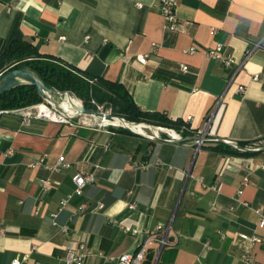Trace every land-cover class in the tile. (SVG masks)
<instances>
[{"label": "crops", "instance_id": "0c3cea01", "mask_svg": "<svg viewBox=\"0 0 264 264\" xmlns=\"http://www.w3.org/2000/svg\"><path fill=\"white\" fill-rule=\"evenodd\" d=\"M158 2L0 0V54L13 40L27 41L91 80L121 84L142 111L182 120L192 136L208 124L209 138L155 142L92 118L24 126L14 114L0 115V264H63L66 247L81 241L90 250L85 264H114L157 225L169 226L168 244L147 245L141 264H246L243 253L264 264V243L240 237L264 236L255 213L264 210V152L226 155L213 140L264 146V0H177L174 32ZM218 44L231 67L204 56ZM192 46L196 52L187 53ZM154 127L163 139L181 136ZM44 154L47 165L64 156L70 167L31 168ZM226 163L240 168L223 172ZM77 173L94 181L59 211ZM45 179L52 188L42 194ZM79 206L84 211L73 215ZM65 224L69 234L59 231Z\"/></svg>", "mask_w": 264, "mask_h": 264}, {"label": "trees", "instance_id": "16d2710c", "mask_svg": "<svg viewBox=\"0 0 264 264\" xmlns=\"http://www.w3.org/2000/svg\"><path fill=\"white\" fill-rule=\"evenodd\" d=\"M18 68H26L35 74L43 85L59 92H71L82 100L86 108H96L90 104L91 99L112 108L113 116L121 117L134 123H146L160 126L181 133L182 137L192 136L187 123L182 120L172 121L158 113L145 112L138 108L125 88L117 82L96 80L90 84V76L77 68L54 57L39 54L35 47L24 40H13L7 50L0 54V73ZM43 99L35 86L24 84L0 94V110H14L38 104ZM111 127V126H110ZM121 132V128L112 127ZM241 146L248 143H238ZM226 155H247L231 147L220 144Z\"/></svg>", "mask_w": 264, "mask_h": 264}, {"label": "built area", "instance_id": "2783aa9c", "mask_svg": "<svg viewBox=\"0 0 264 264\" xmlns=\"http://www.w3.org/2000/svg\"><path fill=\"white\" fill-rule=\"evenodd\" d=\"M176 7H177V0H159L158 2L159 13L165 22V29L169 31H173V32L178 31L179 25H180L179 20L176 15ZM214 33H215V30L212 29L210 31V34L213 35ZM61 39L63 40L64 38H61ZM253 49L254 47L246 51L245 58L249 57ZM186 52L189 54H193L194 52H196V48L192 46L188 50H186ZM203 53L206 58L218 61L221 64H223L225 67H231L234 64L233 57L229 54H226L223 47L220 44L216 45L213 49L206 50ZM146 57H147L146 54H141L138 56L137 60L140 64H144L146 61ZM181 70L185 72L187 70V66L181 65ZM94 82L95 80H89L90 84ZM222 108H223V105H220L219 109H222ZM97 111L101 112L99 108L97 109ZM102 113H107V112H102ZM2 114H14L18 116L21 120V124L24 126L29 125L32 119H45V120H49V121H53V122L61 123V124H71L72 122L71 119H69L66 115L62 114L61 112L57 111L51 103L45 100L41 104H35V105H31V106L24 107V108H19V109H14V110H0V115ZM83 117L92 118L89 116H80L79 118H83ZM187 120H189V118H187ZM98 121H101V120L94 119V122H96L97 126L100 128H107V127L112 126L111 123L102 125ZM102 121H107V120H102ZM139 126L142 127L141 130H139L140 132L148 134L147 133L148 129L146 125H139ZM112 127H115V126H112ZM207 128H208V124H205L202 129H199L197 131V135L202 136V137L206 136ZM161 132H162V129L160 128L154 129L155 135L159 137L161 136ZM167 135L169 139H177L181 137L178 134L177 135L175 134V136H171L169 134ZM148 137H149L148 135H145L144 138L150 140ZM197 144H200V143H197ZM46 157L47 155L45 154L42 155L41 157H39L38 161L34 164H31L30 167L35 168L38 165H44L48 170L52 172H59L63 169H67L70 167V164L65 160L64 156H59L57 158V161L52 165H47L45 163ZM261 166L264 167V164H262ZM142 167L144 168L146 166H142ZM239 168H240L239 164L226 163L223 166L222 170L223 172H228V171L237 172ZM72 181L75 186L73 194H70L61 200L59 211L63 210L68 205L73 195H80L82 193V189L87 184L93 183L94 176L92 173H77L72 177ZM246 182H247V179L243 178L242 184L245 185ZM51 188L52 186L48 179L40 181V192L42 194H47L48 192H50ZM101 207L102 205L98 204V208H101ZM129 208H134V205H130ZM83 211H84V206H79L73 212V215H76ZM255 213L258 216L257 228L264 229V210L256 209ZM54 217H56V215ZM59 231L64 234H69L71 231V228L69 225L65 224L59 227ZM154 232L156 234L155 233L151 234L145 240V242L142 244L140 249L135 254L123 253L113 260L114 264H141L144 258V252H145L147 245H149L150 243H155L157 247L160 249L163 246L168 244L169 226L157 225L154 229ZM132 233L136 234L137 232L133 230ZM240 237L244 241H247L251 244L264 243V236H260L256 233L251 236L240 235ZM88 255H90V250L85 241L77 242L76 244H69L66 247V254L63 259V264H85V259L87 258ZM241 259L246 264L253 263V258L249 256L247 253H243L241 256ZM11 264H21V262L18 259H15L11 262Z\"/></svg>", "mask_w": 264, "mask_h": 264}, {"label": "water", "instance_id": "95a60500", "mask_svg": "<svg viewBox=\"0 0 264 264\" xmlns=\"http://www.w3.org/2000/svg\"><path fill=\"white\" fill-rule=\"evenodd\" d=\"M24 84H29V85H33L35 86L37 93L40 95V97L51 103L55 109L59 112H61L62 114L66 115L69 119L71 120H75L78 119L80 116H89L92 117L96 120H107V121H118V123L113 122V124H111L112 126L121 128L127 132H130L132 134H136L139 135L141 137H145V135H148L149 139L151 141H155V142H165V141H169V142H173V143H178V142H185V141H195L196 143H201L203 141L209 140V138H207L206 136H188V137H180L177 139H163L157 135H155L154 133V129L156 127L146 124V123H134V122H130L127 121L121 117H117V116H113L107 113H102L99 112L93 108H86L81 104H75L73 102V98L74 95L71 92L65 91V92H59L56 90H51L46 88L43 83L41 82V80L35 75L33 74L31 71H29L26 68H18V69H13L10 71H6L3 72L2 74H0V94L8 91L14 87L20 86V85H24ZM67 97L69 100V103L71 105L72 110L74 111V114L69 116L67 115L65 112H63L62 108L59 106L58 101L55 100V98L57 99H62L64 97ZM139 125H146L147 129H148V134L140 132L139 130H136V127H138ZM214 141L220 142L224 145H227L229 147H231L234 150H237L241 153H258V152H264V146L262 147H258V148H251V147H247V146H241L239 144L236 143H232V142H228V141H223L220 139H213Z\"/></svg>", "mask_w": 264, "mask_h": 264}, {"label": "bare ground", "instance_id": "6f19581e", "mask_svg": "<svg viewBox=\"0 0 264 264\" xmlns=\"http://www.w3.org/2000/svg\"><path fill=\"white\" fill-rule=\"evenodd\" d=\"M72 100L75 104H78V105L80 104L79 100H77L75 98H73ZM58 104L62 108L63 112H65L67 115L71 116L74 114V111L72 110L71 105L69 103V100L66 96L64 98L60 99ZM92 120H94V118ZM98 122L102 125L103 124H109V123L113 124V122L118 123V121H98ZM141 128L142 127L138 126V127H136V130H141ZM174 136H175V134H174Z\"/></svg>", "mask_w": 264, "mask_h": 264}, {"label": "rangeland", "instance_id": "374dc122", "mask_svg": "<svg viewBox=\"0 0 264 264\" xmlns=\"http://www.w3.org/2000/svg\"><path fill=\"white\" fill-rule=\"evenodd\" d=\"M0 74H2V73H0ZM74 98L75 99H77V100H79V102H81V104L83 105V102H82V100H80L79 98H77L75 95H74ZM55 100H57L58 102L60 101L59 99H57V98H55ZM44 102V100H42L40 103H38V104H41V103H43ZM90 104L91 105H93L95 108H96V110L99 108L100 110H101V112H107L108 114H110V115H113L112 114V108L110 107V106H108V105H106V104H101V103H98L95 99H91L90 100ZM117 128V127H116ZM161 128H164V127H161ZM147 131V130H146ZM147 133H148V131H147Z\"/></svg>", "mask_w": 264, "mask_h": 264}]
</instances>
